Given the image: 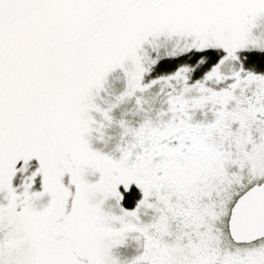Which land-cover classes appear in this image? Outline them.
<instances>
[{
  "label": "snow or ice",
  "instance_id": "6c2138e0",
  "mask_svg": "<svg viewBox=\"0 0 264 264\" xmlns=\"http://www.w3.org/2000/svg\"><path fill=\"white\" fill-rule=\"evenodd\" d=\"M0 264H264V0H0Z\"/></svg>",
  "mask_w": 264,
  "mask_h": 264
}]
</instances>
